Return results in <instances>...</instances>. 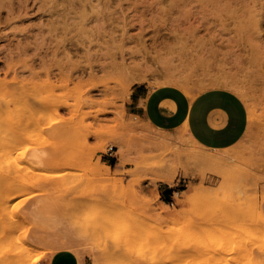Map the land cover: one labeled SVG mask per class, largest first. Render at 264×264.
<instances>
[{
  "label": "rangeland",
  "instance_id": "rangeland-1",
  "mask_svg": "<svg viewBox=\"0 0 264 264\" xmlns=\"http://www.w3.org/2000/svg\"><path fill=\"white\" fill-rule=\"evenodd\" d=\"M138 84L231 89L246 133L213 150L155 129ZM258 208L264 0H0V264H264Z\"/></svg>",
  "mask_w": 264,
  "mask_h": 264
},
{
  "label": "crops",
  "instance_id": "crops-1",
  "mask_svg": "<svg viewBox=\"0 0 264 264\" xmlns=\"http://www.w3.org/2000/svg\"><path fill=\"white\" fill-rule=\"evenodd\" d=\"M128 104L131 114L142 118L147 125L165 131L184 128L202 147L213 150H224L237 144L249 122L248 109L241 96L222 87L190 97L172 85L151 88L138 84L132 87ZM83 262L79 253L70 249L58 250L44 258L45 264Z\"/></svg>",
  "mask_w": 264,
  "mask_h": 264
},
{
  "label": "bare ground",
  "instance_id": "bare-ground-1",
  "mask_svg": "<svg viewBox=\"0 0 264 264\" xmlns=\"http://www.w3.org/2000/svg\"><path fill=\"white\" fill-rule=\"evenodd\" d=\"M209 1H213V0H209ZM214 1H217V0H214ZM221 1V0H220ZM224 2V1H223ZM227 3V2H226ZM17 47V46H16ZM18 49H20L23 53H25L26 51H25V48H22L21 46H18L17 47ZM18 53H20V52H18ZM8 56V55H7ZM10 56V55H9ZM69 56V55H68ZM41 59V58H40ZM42 63V62H41ZM11 67H9V69H10ZM75 66H71L70 68H69V70H68V74L66 75V79H65V82H70V81H72L73 79H75V73L77 72L76 70H75ZM62 70L60 71V74L62 75ZM49 74V72L48 71H46V75H48ZM137 79V78H136ZM225 80V79H224ZM180 82V81H179ZM60 105H61V103H59V101L58 100H54L52 103H51V107H53L54 109L55 108H59L60 107ZM50 107V108H51ZM45 109H48V108H45ZM44 109V110H45ZM35 111V110H34ZM50 111V110H49ZM35 112H38V111H35ZM49 113V112H48ZM29 114V113H28ZM34 114V113H33ZM36 114V113H35ZM34 114V115H35ZM46 115L42 118L41 117V120H48V119H50V117H52L51 116V113L50 114H47V112L45 113ZM30 115H31V117H30V119L29 120H31V119H33L34 117V115H32L31 114V112H30ZM36 116H38V115H36ZM42 116V115H41ZM39 117V116H38ZM28 120V121H29ZM34 122H33V125L36 123L37 124V127H38V125H40V121L36 118H34V120H33ZM32 122V121H31ZM42 123V122H41ZM40 129V128H39ZM186 130V129H185ZM41 131V130H40ZM167 138H169V137H167ZM117 146V145H116ZM192 146V145H191ZM120 148H122V146H120ZM194 150V149H193ZM193 154H195L194 152H193ZM106 166V165H105ZM163 179L164 180H168V178H166V177H163ZM16 182V181H15ZM13 184H15V183H13V182H11V184L10 185H13ZM17 184V183H16ZM11 187H14V189L15 190H12L13 192V194L14 193H16V187L17 186H15V185H13V186H11ZM205 187L203 186V184H198V185H196L195 186V189H194V191H192V192H190V193H188L187 195H188V200L190 201L191 199H193V197L198 193V192H201V191H205ZM15 191V192H14ZM9 194V193H8ZM187 199V198H186ZM187 200V201H188ZM185 204H186V202H184ZM255 212V211H254ZM258 212L260 213V215L262 216H260L261 218H262V220H261V225H262V227L264 228V215L261 213V210H260V208H258ZM262 227H257V229H259V228H262ZM107 229H109V228H107ZM258 232H259V230H257ZM261 235H263L264 236V233H261ZM94 255H93V257L94 258H96L97 257V255L95 254V253H93ZM181 256V255H180ZM184 256V255H183ZM81 258V260H82V262H83V258L82 257H80ZM33 264H35V263H33Z\"/></svg>",
  "mask_w": 264,
  "mask_h": 264
},
{
  "label": "built area",
  "instance_id": "built-area-1",
  "mask_svg": "<svg viewBox=\"0 0 264 264\" xmlns=\"http://www.w3.org/2000/svg\"><path fill=\"white\" fill-rule=\"evenodd\" d=\"M108 150H109L110 153H112L113 147H109ZM110 155H112V154H110Z\"/></svg>",
  "mask_w": 264,
  "mask_h": 264
},
{
  "label": "trees",
  "instance_id": "trees-1",
  "mask_svg": "<svg viewBox=\"0 0 264 264\" xmlns=\"http://www.w3.org/2000/svg\"><path fill=\"white\" fill-rule=\"evenodd\" d=\"M172 191H170V193H171Z\"/></svg>",
  "mask_w": 264,
  "mask_h": 264
}]
</instances>
